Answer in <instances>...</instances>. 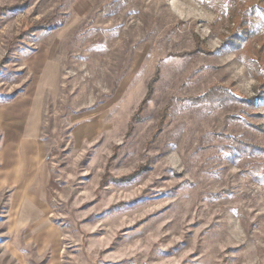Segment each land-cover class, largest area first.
Segmentation results:
<instances>
[{
    "label": "rangeland",
    "instance_id": "rangeland-1",
    "mask_svg": "<svg viewBox=\"0 0 264 264\" xmlns=\"http://www.w3.org/2000/svg\"><path fill=\"white\" fill-rule=\"evenodd\" d=\"M224 1L0 0V264H264V89ZM214 85L244 99L192 100Z\"/></svg>",
    "mask_w": 264,
    "mask_h": 264
},
{
    "label": "trees",
    "instance_id": "trees-1",
    "mask_svg": "<svg viewBox=\"0 0 264 264\" xmlns=\"http://www.w3.org/2000/svg\"><path fill=\"white\" fill-rule=\"evenodd\" d=\"M213 1V0H201ZM221 15H229L236 25V32L229 36V43L233 47H246V50L240 55L243 62L249 68L255 79L259 81L260 86L264 89V56L262 49H264V6L261 0H225L219 7ZM52 17L49 18L51 20ZM48 18L41 21V25L46 24ZM259 38L261 47L250 48V39ZM197 45L200 50L205 51L204 47L199 43ZM240 44V45H239ZM264 91V90H263ZM211 101L217 106L223 105L229 101L242 100L243 97L237 95L231 87H224L221 85H214L203 95L192 98L193 101ZM249 101V100H246ZM240 143V142H239ZM237 144V143H236ZM241 144V143H240ZM253 149L257 151L256 147L249 145H242V151ZM252 152V151H249Z\"/></svg>",
    "mask_w": 264,
    "mask_h": 264
}]
</instances>
